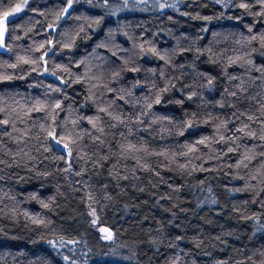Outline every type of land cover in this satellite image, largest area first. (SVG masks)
Here are the masks:
<instances>
[{
  "label": "clouds",
  "instance_id": "9594fccd",
  "mask_svg": "<svg viewBox=\"0 0 264 264\" xmlns=\"http://www.w3.org/2000/svg\"><path fill=\"white\" fill-rule=\"evenodd\" d=\"M24 2L26 4L27 0ZM80 2L81 0H72V4ZM86 3L99 7L106 15L113 17L121 12L141 11L151 13V18L141 23H121L117 20V27L108 31V43L97 45L99 48H108L121 63L116 64L110 58L98 56L101 63L96 71L88 68L84 73L78 74L66 64L49 61L52 66L47 68V73L52 77L51 74L54 73L56 79H62L66 83H61L60 86L46 85V98L32 100L30 107L27 106L28 102H17L16 106H10L7 111L0 106V112H5L6 116L11 113L9 119L13 116L27 117L29 109L39 105L46 118L45 123L39 124L45 137L57 129L63 130L67 137L69 126L75 129L82 120L96 121L97 127L103 128L100 133L116 143L112 154L118 158V163L113 166L109 176L117 185L121 179L130 180L137 193H147L149 196L156 195L152 190L159 191L161 184L170 189L167 194L160 193L150 209L170 213L171 218L157 221L154 228L141 227L142 221H137L128 239L122 240L117 235L108 244L97 245L92 253L95 264H264V243L261 242V237L264 236V211L252 210V205L257 203L264 209V200L260 199V194L264 193V119H261L264 117V66L256 63L257 57L264 61V27H257L264 25V0H86ZM209 4L214 9L219 6V10L212 15L184 10L185 6L192 8L194 5L202 10L208 8ZM229 10L239 11L233 15ZM169 12L188 17L191 21L206 23L195 29L189 25L187 30H183L184 25L174 15H169ZM63 14L62 9L56 18L60 19ZM245 18H250L251 23L246 22ZM103 19V16L97 17L89 26H99ZM225 20L241 21L242 28L246 31L225 25ZM214 21L221 23L213 26ZM138 28H143L139 35L136 34ZM148 32L152 33L150 38L145 35ZM80 33L86 36V28L81 26L77 35ZM161 34L167 38L164 47L160 46ZM117 35L126 38L127 47L117 41ZM21 38L14 37L16 40ZM39 45L22 50L32 55H22L12 45L7 46L9 52L16 53V59L14 62L0 63V69L4 70L0 73V82L22 80L32 72L42 75L44 68L40 66L38 57L33 58L34 52L39 51ZM121 53L124 55L120 56ZM24 59L36 62L28 63L29 67L25 68ZM79 63L86 62L81 60ZM233 66L243 69L245 75L253 71L260 73L257 77L249 76L251 83L260 90L244 96L248 88L243 85L247 82H242L240 86L232 84V81L240 79L239 75L228 71ZM8 69L17 72L9 73ZM101 70L102 74H98ZM132 72L137 75L129 78L127 74ZM257 81L260 83L256 84ZM71 83L88 85V95L83 106L90 102L97 109L96 115L84 116L71 106L66 109L63 100L51 95L61 93L63 85L70 86ZM222 88L224 97L218 98L217 94ZM110 92L116 93L114 99H108ZM257 97L261 98L257 100ZM67 98L65 93L64 99ZM232 98L248 99L253 105L258 104V107L242 110ZM117 100L123 101L124 105L118 104ZM124 106H127V110ZM229 109L235 111L230 112ZM65 111L68 115L65 120L60 121V113ZM242 116H247L248 122L241 120L239 127L230 129L229 125ZM252 124L258 125V130H253ZM203 125L212 130L211 134L200 131ZM237 132L242 135H236ZM86 134V131H81L74 136V143L70 146L72 151L79 150L78 142ZM243 137L260 143L249 148L246 144H241ZM128 144L135 145L138 150L126 152ZM44 150L51 151V148L45 147ZM58 150L63 151L60 148ZM229 153L240 154L236 163L224 160ZM23 158L35 160L30 153H23ZM54 159L63 160L62 156H55ZM128 161L134 163L129 164ZM253 161L257 163L253 165ZM0 164L7 165V162L0 160ZM24 167L27 165L24 164ZM228 169L233 171L229 172ZM29 171L30 179L36 182L34 190L25 192L22 189L8 196L10 203H6L4 196H0V239H23L33 245L40 241H50L54 237L58 241L64 239L57 235L55 222L49 213H56L64 207L58 198H63L65 194L61 191V185L54 181L63 174L65 182L71 187V183L67 181L71 168L40 169L34 164ZM138 172L146 176L141 177L137 175ZM162 172H172L184 183L169 184L170 178L163 176ZM197 173H215V176L197 180ZM221 173H224V179L231 177L233 181L244 183L242 186L228 187L217 180ZM0 179L4 177L0 176ZM8 179L24 180V177L16 175ZM213 180L217 182L213 184ZM24 182L27 183L26 180ZM49 187H54L53 194L44 192ZM75 191L78 189H72L73 193ZM185 191L193 197L190 201L194 205L192 208L181 207L189 202L181 196V192ZM245 192L251 194L249 199L235 198L237 194ZM89 194L92 200L86 201L87 209L77 215L88 227L95 228L97 224H92L93 217L85 219V213L90 215L94 208L98 221L103 220L105 211L118 204L119 200L108 192L107 184L95 192L87 193ZM17 196L22 199H17ZM119 196L128 197V202L124 205L126 212L149 204L148 201L135 204L123 190ZM161 200L168 203L161 204ZM31 203L37 204L40 211L33 213L23 207L24 204ZM216 206L221 211L218 212ZM225 211L227 215H224ZM180 213H185L190 218L181 220ZM212 213L224 216L223 222L216 220ZM148 214L150 213H142L144 218ZM33 217L44 223H34ZM152 218L155 219V216ZM191 218H196V223ZM230 221H234L235 225H231ZM242 221L250 222L251 231L242 226ZM205 225L209 226L207 231ZM12 229H19V232L12 235ZM177 229L180 234L175 231ZM212 229L219 230L213 233ZM230 240L239 241L243 247L230 245ZM186 244H191L192 247H185ZM230 248L232 251L226 258L221 259L217 255ZM41 255L37 253V256ZM63 259L66 264L69 261L71 264H80L79 259L72 260L69 256H63Z\"/></svg>",
  "mask_w": 264,
  "mask_h": 264
},
{
  "label": "trees",
  "instance_id": "16d2710c",
  "mask_svg": "<svg viewBox=\"0 0 264 264\" xmlns=\"http://www.w3.org/2000/svg\"><path fill=\"white\" fill-rule=\"evenodd\" d=\"M207 2V0H205ZM22 5L24 9L14 15V9L16 5ZM67 7V0H27L25 4L24 0H0V18L4 17L5 12H10L7 20V34L4 39L5 47L0 50V63L5 61L14 62L16 59L15 52H9L7 46L12 45L17 52L22 55H32L22 50H28L34 45L44 43L51 40L52 45H47L46 48H51V52L47 54L44 59L47 64H43L42 68H50L52 63L56 64H66L73 72L82 74L91 68L96 71L101 61L97 57L110 58L111 61H115L116 64L122 61L117 57L112 55V52L108 48H99L97 45L108 43V31L110 28L117 27L116 21L119 20L121 23H141L143 21L149 20L151 18V13L136 11V12H121L117 16L113 17L106 15L105 11L99 7H94L88 5L86 0H81L80 3H73L72 8H70L66 18L63 16L57 19V13H60L62 9ZM184 10L189 12L201 11L203 15H212L214 11L219 10V6L215 9L209 4L208 8L200 9L198 5H194L192 8H187L185 6ZM231 14L236 15L239 10H229ZM169 15H174L175 19L184 25L183 30H187L188 26L191 25L194 29L200 27L206 22L202 21H191L188 17L179 16L169 12ZM103 16L104 19L99 26H89L91 21L97 17ZM80 17V19H77ZM246 22L251 23L250 18H245ZM221 23L220 21H214L213 26ZM225 25H231L235 28H241L242 31H246L242 28L241 21L225 20L223 21ZM83 26L86 28L87 35L80 33L77 35L79 28ZM151 27V25H148ZM175 27V25H169ZM258 28L264 27V25H258ZM28 29H31L30 31ZM143 32V28H138L136 34L139 35ZM147 37H151L152 33H145ZM14 37H22L19 40L14 39ZM117 41L122 43L125 47L128 46L126 38L122 35H117ZM166 37L161 34V47L166 46ZM72 43L69 48L62 47V44ZM169 44L171 41H167ZM45 49L35 51L33 58L40 57ZM124 54L121 53L120 56ZM84 60L86 63H79ZM51 61L52 63H49ZM256 63L264 66V61L260 60L259 57L256 58ZM78 65V66H77ZM28 68L29 65H24ZM107 67V65H105ZM4 70L0 69V73ZM228 71L234 75H239L240 79L232 81L234 86H240L242 82L247 83L243 86L248 88V92L244 93V96H248L255 91H259L255 84L251 83L249 76L257 77L260 73L253 71L252 73L245 75L244 70L233 66L228 69ZM7 72L15 73L17 70L8 69ZM39 72H32V74H37ZM102 74V70L100 73ZM129 78L137 75L136 73H128ZM26 76L22 80H11L0 82V106H3L5 111L10 106H16L17 102H28L27 106H31V101L35 99L43 100L47 96V89H32L28 86L22 84V82L29 77ZM257 81L256 84H259ZM49 84L60 86L61 83L58 79L52 78ZM116 87L115 84L112 85ZM63 91L61 93H52L51 95L56 99L63 100V106L69 109V106L75 108L80 114L84 116H94L97 114V109L90 102L87 106L84 105L85 97L88 95V85L84 83H71L63 85ZM65 93L67 94V99H64ZM218 98L224 97V89L217 94ZM116 93H108V99H114ZM261 97H257L259 100ZM233 102H236L240 109H248L250 107H258V104L253 105L248 99L245 98H232ZM117 103L124 105V102L117 100ZM127 110V106H124ZM229 111H235V109H229ZM19 112V108H17ZM12 114L9 113V116ZM68 113L67 111L60 113V121L66 119ZM103 116V113H100ZM9 116L5 115V112H0V121L8 120V124H0V160L6 161L7 165L0 164V176L4 179H0V196H4L5 202L10 203L8 196L20 192L22 189L26 192L29 190H34L35 187L25 186V180L32 182L30 179V169L37 165L40 169L47 167L50 170H61L68 168V162L66 160H56L55 156H65V150L60 151L55 146L54 142L49 136L45 137L43 130L39 127V124L45 123V113L42 111H33L25 116H13L9 119ZM261 119H264L262 117ZM241 120L248 122L247 116H242L240 120H236L235 123L230 124V129H236L240 126ZM23 121V122H22ZM258 125L252 124L253 130H258ZM81 131H86L87 134L83 136V139L78 142V151H72L71 156V173L67 177V181L71 183V188L78 189V192L82 196V201L84 205L88 207L86 201H88L87 193L93 191L87 181L83 178H87L90 174H95L100 179L102 185H108V192L113 196L116 194V190L120 189V186L128 185L129 180L121 179L117 185V182L109 176V172L113 169L114 165H117L118 158L112 154V149L116 148V143L110 140L107 136L101 134L93 127L91 123L87 120L80 121L78 128L73 129L71 126L67 129V137L71 140L74 136L78 135ZM107 131V130H106ZM200 131L204 134H211V129L207 125H203ZM57 136L65 137V132L61 129L55 131ZM236 135L241 136L242 134L237 132ZM100 137L99 140L96 137ZM107 141V143H106ZM260 143L259 141L243 137L241 139V144H246L249 148L253 145ZM71 146V145H70ZM45 147L51 148V151H45ZM218 147H220L218 145ZM62 149V148H60ZM23 153H30L35 160H29L23 158ZM20 154V155H18ZM46 157V158H45ZM83 157V158H81ZM90 157V158H89ZM104 157H109L104 159ZM240 158L239 153H229L228 156L224 158L226 162L233 158ZM127 163L133 164V161H128ZM24 164L27 167H24ZM211 165H205V167H210ZM77 173H82V175H77ZM139 172L137 173V175ZM205 173H197L196 176L201 177ZM24 177V180L18 179H8V177L16 176ZM121 175L123 171L121 170ZM59 184H66L65 177L63 174L56 177V181ZM55 191L54 187H49L45 189L44 192L53 194ZM94 192V191H93ZM7 194V195H5ZM43 194V193H42ZM17 199H22V197L17 196ZM23 207L27 208L29 211L36 213L40 211L37 204H24ZM111 207V206H110ZM109 209V208H108ZM52 213H49L51 216ZM7 222V221H5ZM123 225V219L117 218L113 212L110 210L105 211L104 219L98 221L96 227L108 228L112 234L113 238L119 235ZM85 227H88L86 224ZM95 227V229H97ZM19 230V229H18ZM18 230L11 232L12 235H16ZM64 237L65 245L59 247V241L54 237L52 240L57 241L56 249L63 253V256H69L72 260L79 259L80 264H90L95 262L92 253L96 249L85 243L81 234H76L73 237H68L65 235H59ZM112 238V239H113ZM111 239V240H112ZM75 240L77 243L69 244L67 241ZM111 240L103 239L102 245L108 244ZM27 240H12L5 238V241L0 243V264H66L57 263L52 258L47 256L41 249H29L22 242ZM45 242V241H44ZM262 242V241H261ZM39 243V242H38ZM264 243V242H263ZM28 244V243H27ZM46 244L47 241H46ZM49 245V244H48ZM51 246V245H50ZM92 249V252H89ZM37 253H41V256H37ZM71 264V261L67 262Z\"/></svg>",
  "mask_w": 264,
  "mask_h": 264
},
{
  "label": "rangeland",
  "instance_id": "374dc122",
  "mask_svg": "<svg viewBox=\"0 0 264 264\" xmlns=\"http://www.w3.org/2000/svg\"><path fill=\"white\" fill-rule=\"evenodd\" d=\"M22 6V5H21ZM24 9V7H21V10L19 12L14 11V15H17L18 13H20L22 10ZM3 19V18H0ZM9 19V17L7 16V19L4 20V26L7 29V20ZM7 34V30L4 32V36H3V40L5 39ZM54 78L52 76H50L47 72H44L42 75L40 73L37 74H32L29 77H27L22 84L25 86H28L32 89H44L46 87V85L49 84L50 80ZM36 85H39V87H37ZM238 160V158L236 159L235 157L233 159H231L230 161H228V163H236ZM257 163V161H253V165H255ZM229 172H232V169H228ZM141 177H145L146 174L144 173H139L138 174ZM162 175L165 176L166 178H170L169 179V184H172L173 182L180 185L183 184L184 181L181 180L180 178L176 177L174 173L172 172H162ZM207 176H215V173H205L204 175H202L201 177L196 176L195 179L197 180H204L205 177ZM224 173L220 174V177H217V180L220 183H223L225 185H227L228 187H238V186H242L243 185V181H233L231 179V177H229L228 179H224ZM85 181L88 182L89 185H91V189L95 192L98 189H101L103 187L100 179L97 177V175L95 174H90L87 176V178H83ZM217 180H213L212 183L215 184L217 182ZM146 182V180H145ZM253 183H255V181H253ZM61 185V191L65 194L63 198H58V200L63 203L64 207L61 209H58L56 213H52L51 215V219L55 222L54 226L57 229V235H65L68 237H73L76 234H81L83 237V240L85 243L89 244V246H91L92 248L96 249L97 245H101L103 243V235L104 233H101L98 229L100 227H96L95 228H90V227H85L86 223H84V220L81 219V217L79 215H77V213H83L85 212V210L87 209V206L84 205V203L82 202V196L78 191H75L74 193L72 192V189L66 184H60ZM27 186H31V187H36V182L32 181V182H28L25 185ZM49 189V188H47ZM45 190V189H44ZM125 191L128 193V196H130L132 198V201L135 204H141L142 201H148L149 204L145 205L142 208H133L131 209V211L126 212L124 211V205L128 202V197H121L119 196V193L121 191ZM153 192H156V195L153 196H149L147 193H137L135 191V188L132 187L131 182L129 180L128 185H123L120 186V189L116 190V194L114 195L115 197L118 198L119 203L116 204L115 206H111L109 207V209L111 212H113V214L117 217V218H122L123 219V225H122V229L119 233V236L122 240H126L129 238V235L132 231H134V224L137 221H142L141 223V227H156L157 225V221L160 220H167L171 218V214L170 213H162V210L160 209H150V205L156 200L157 196L160 193H164L167 194L169 193L170 189L168 188L167 185H160L159 191L153 189ZM55 192V191H54ZM97 194H100L99 192H97ZM250 193H243V194H237V196L235 197L236 199L239 200H244V199H249L250 198ZM181 196L185 197L189 202L184 203L181 205V207L183 208H192L194 207V205L190 202L193 197L191 196V194L187 191L185 192H181ZM260 199L264 200V193L260 194ZM161 204H167V201H160ZM217 211H221L219 206H216ZM252 210L253 211H264V209H261L259 207V204H254L252 205ZM145 212H149L150 214H148L147 218H144V215H142V213ZM212 215L214 216V218L216 220H220L223 222L224 216H219L216 215L215 213H212ZM224 215H227V212L225 211ZM155 216V219H153L152 217ZM180 217L181 220H185V219H189L190 217H188L185 213H180ZM85 219L90 220L91 216L87 213H85ZM193 223H196V218H191ZM180 221H177V223H179ZM201 224L203 223L202 221L200 222ZM231 225H235L234 221H230L229 222ZM242 226L245 228H248L249 231H251V226H250V222L245 223V222H241ZM205 230L207 231L209 229V226L205 225ZM15 230L18 229H12L11 232H14ZM219 229H212L213 233H215L216 231H218ZM177 232V234L179 233V230H175ZM19 232V230L17 231ZM191 234V232H190ZM244 239L246 240L247 237H244ZM3 241H5V239H0V243H2ZM261 241L262 243L264 242V236L261 237ZM24 245H26V247H28L29 249H35V248H39L41 249L47 256H49L50 258H52L55 262L57 263H64V259H63V253L46 244V241H40L39 243L36 244H30V243H26V242H22ZM229 244H235L238 247H243V245L240 244L239 241H233L230 240ZM185 247H192L191 244H186ZM232 249L230 248L228 251L225 252H219L217 253V255L221 258L224 259L227 256L230 255ZM90 264H95V262Z\"/></svg>",
  "mask_w": 264,
  "mask_h": 264
},
{
  "label": "snow or ice",
  "instance_id": "6c2138e0",
  "mask_svg": "<svg viewBox=\"0 0 264 264\" xmlns=\"http://www.w3.org/2000/svg\"><path fill=\"white\" fill-rule=\"evenodd\" d=\"M72 0H67V7H65L63 9V12L64 13H67L68 12V9L69 8H72ZM21 5L17 4L14 11L16 12H19L21 10ZM11 13L10 12H5L4 13V17L3 19H0V48H3L4 46V40H3V36H4V32L7 30L6 27L4 26V20L7 19V16L10 15ZM47 45H52L53 42L51 40L47 41L46 43ZM46 44L45 43H41L38 47H39V50L41 49H45L46 48ZM72 46V43H66L64 45L65 48H69ZM52 49L49 47L47 48V51H43L42 52V55L40 57H38V60L40 61V66L42 67L43 64H47V61L44 59V57L47 56L48 52L51 51ZM25 64H28V63H35L36 61H29L27 59H24L23 61ZM44 70L45 72H47V68L44 67ZM53 75V77L55 78V75L54 73L51 74ZM60 83H66L65 81H63L62 79L59 80ZM56 107H59V105H57ZM33 111H41V108L39 105H35L33 106V108L29 109V112L27 114H30L31 112ZM117 119H119V117H117ZM9 121L8 120H3V121H0V124H8ZM89 123H91L93 125L94 128L97 129L98 132H103V128L102 127H97V124H96V121H93V120H90ZM240 131H243V129H241ZM48 136L51 138V140L54 142L55 146L57 148H62L63 150H65L66 152V155L65 156H62V158L64 160H66L68 162V168L70 169L71 168V156H72V149L70 147V145L72 143H74L73 140H71L70 138H66V137H63V136H57V134L55 133V131H51L48 133ZM96 139H99V137H96ZM138 150L136 148L135 145L133 144H128L126 147H125V151L126 152H133V151H136ZM83 158V157H81ZM104 159H106V157H104ZM79 174V173H77ZM88 200L91 201L92 200V197L91 195L89 194L88 195ZM45 207H48V205H45ZM90 216L93 217L92 219V224L93 225H96L98 223V217H96V213H95V209L92 208L91 209V212H90ZM33 222L34 223H37V224H43L44 221L39 219V218H36V217H33ZM101 233H104L103 235V239H106V240H111L113 238V234L112 232L108 229V228H105V227H100L98 229ZM47 243L49 245H51L52 247H57V241H54V240H50V241H47ZM67 243L69 244H73V243H77V241L75 240H69L67 241ZM65 245V241L63 238H61L59 240V247H63ZM65 259H67V257H65Z\"/></svg>",
  "mask_w": 264,
  "mask_h": 264
},
{
  "label": "water",
  "instance_id": "95a60500",
  "mask_svg": "<svg viewBox=\"0 0 264 264\" xmlns=\"http://www.w3.org/2000/svg\"><path fill=\"white\" fill-rule=\"evenodd\" d=\"M69 10H70V8L68 9V12H69ZM68 12L63 14V18H66ZM2 49H3V48H0V50H2ZM50 52H51V51H50ZM50 52H49V53H50Z\"/></svg>",
  "mask_w": 264,
  "mask_h": 264
}]
</instances>
